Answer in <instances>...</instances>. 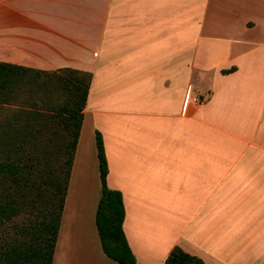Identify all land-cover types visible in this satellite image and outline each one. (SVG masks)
<instances>
[{
  "label": "crops",
  "instance_id": "0c3cea01",
  "mask_svg": "<svg viewBox=\"0 0 264 264\" xmlns=\"http://www.w3.org/2000/svg\"><path fill=\"white\" fill-rule=\"evenodd\" d=\"M0 61L93 75L53 264H119L98 132L136 264H264V0H0Z\"/></svg>",
  "mask_w": 264,
  "mask_h": 264
},
{
  "label": "trees",
  "instance_id": "16d2710c",
  "mask_svg": "<svg viewBox=\"0 0 264 264\" xmlns=\"http://www.w3.org/2000/svg\"><path fill=\"white\" fill-rule=\"evenodd\" d=\"M92 79L72 68L0 61V264H53ZM97 149L103 194L96 223L103 251L119 264H136L124 231L123 194L107 184L100 132ZM165 264L205 262L177 246Z\"/></svg>",
  "mask_w": 264,
  "mask_h": 264
},
{
  "label": "built area",
  "instance_id": "2783aa9c",
  "mask_svg": "<svg viewBox=\"0 0 264 264\" xmlns=\"http://www.w3.org/2000/svg\"><path fill=\"white\" fill-rule=\"evenodd\" d=\"M190 101L196 105H202V104H205L207 102V98H202L198 95L192 94L190 96Z\"/></svg>",
  "mask_w": 264,
  "mask_h": 264
}]
</instances>
